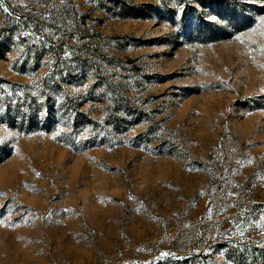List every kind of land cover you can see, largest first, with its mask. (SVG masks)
Instances as JSON below:
<instances>
[{
  "label": "rangeland",
  "instance_id": "rangeland-1",
  "mask_svg": "<svg viewBox=\"0 0 264 264\" xmlns=\"http://www.w3.org/2000/svg\"><path fill=\"white\" fill-rule=\"evenodd\" d=\"M260 17L0 0V264H264Z\"/></svg>",
  "mask_w": 264,
  "mask_h": 264
},
{
  "label": "snow or ice",
  "instance_id": "snow-or-ice-1",
  "mask_svg": "<svg viewBox=\"0 0 264 264\" xmlns=\"http://www.w3.org/2000/svg\"><path fill=\"white\" fill-rule=\"evenodd\" d=\"M7 9H5L6 11ZM257 27L261 28V29H264V17H260L259 18V22L257 24ZM252 31H255V29H252ZM262 35H264V31L261 32ZM236 39L240 40L242 39L241 36H237ZM262 51H264V49H262Z\"/></svg>",
  "mask_w": 264,
  "mask_h": 264
}]
</instances>
